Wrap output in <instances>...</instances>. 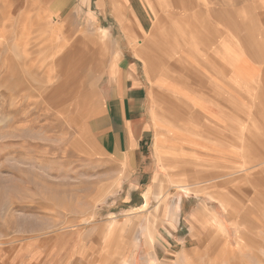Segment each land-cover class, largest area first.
Masks as SVG:
<instances>
[{"label": "rangeland", "instance_id": "obj_1", "mask_svg": "<svg viewBox=\"0 0 264 264\" xmlns=\"http://www.w3.org/2000/svg\"><path fill=\"white\" fill-rule=\"evenodd\" d=\"M146 1L159 21L135 34L139 0H0V264H230L215 243L264 264V0ZM150 38L148 68L128 51ZM120 59L130 90L147 68L132 129L113 117L129 164L94 120Z\"/></svg>", "mask_w": 264, "mask_h": 264}, {"label": "crops", "instance_id": "obj_2", "mask_svg": "<svg viewBox=\"0 0 264 264\" xmlns=\"http://www.w3.org/2000/svg\"><path fill=\"white\" fill-rule=\"evenodd\" d=\"M145 3L142 1V0H139V3L136 4V9L138 12V15L137 14H134V16L132 15V17H129V19L131 20V25L129 26L130 30L132 29L133 33L136 34V32L142 28L143 24L148 28V32H150L153 28V24L155 22L154 18H156V22L159 21L157 20V16H158V13L161 10V8H157V6H153V5H150V3L146 0H144ZM184 1V3H183ZM149 5H148V3ZM189 2V1H188ZM167 3V1H166ZM177 4L181 5V6H186L188 7L189 4L187 3L186 0H177L176 2ZM168 6V3L167 5ZM124 6L120 7V6H117L115 5L113 8H112V12H113V17H114V20L115 22L123 29V26L125 24V22L127 23V20L125 19H128L127 17H124V19L120 18L123 16L122 12L123 11V8ZM162 7V6H161ZM121 8V10H120ZM122 14V16H121ZM139 20V21H138ZM124 30H122L123 32ZM133 33L131 32L130 36H129V40H133L134 38V35ZM156 33V32H155ZM164 33V32H163ZM167 33H170V31H167L165 32L164 34H167ZM155 37L156 40H160V33L159 34H153ZM227 39V37H225ZM224 38V39H225ZM165 39V36L163 37V40ZM148 46L146 48H148L149 50L148 51H144V50H135L133 47L129 49V53L131 55V57H134V59L137 61V62H142L144 63L139 57L143 54L144 58H145V63L146 65H148V63L150 62V52H153L154 50H157L159 48H161L162 46H160L158 43L156 44L157 47H155V43L152 44V41H151V38H150V41H148ZM175 47H177V45L175 46L174 44L170 47L171 48V52L172 53V48L174 49ZM164 49V48H163ZM170 49H168L169 51ZM167 51V52H168ZM137 54V55H136ZM120 55V54H119ZM139 59H138V58ZM116 65H119L122 66V68H119L118 66H113L110 70H109V76H110V81L113 82L115 81L116 85L111 87V91L112 93L109 94L108 96H106L105 98H103V105L102 107H99L98 109L96 108V111H98L97 113L98 116H96L94 118L95 120V123H96V128H99L100 124H102L101 120H103L105 122V128H106V131L105 133H100L99 136L101 138V140L104 141L105 137H107V141H114L113 143H107L108 146L104 145L103 144V152L107 155H111L115 158H119V157H123L126 159V162L129 164L131 162V157L133 156H130L132 153H131V146L128 145L127 147H123V145H121L120 143L116 142L117 139L115 137H111V133L113 131V128H115V124L113 122V117H115V115H117V109L118 111H120V114L122 116V118L124 119V127L125 129L128 131L130 129H132L131 126H134V120L133 121H129L126 119L127 116H131V113L133 112L134 113V110L132 108V105H135L136 106V101L133 99V97L135 95H137V92L140 91V89L142 88V85H137L136 84V81L139 80V78H137L138 76L135 75V73L137 72V69L135 70V68L138 66L141 67V65L139 63L133 65L130 67V70H129V79L128 80H133L134 82V87L133 89H128V82H122L123 79H122V72H123V67L124 66H127V64L125 63V61L122 62V60L120 59V61L118 63H116ZM145 66H144V69L142 68V70H144V74L146 75V70H145ZM125 70V69H124ZM141 80H143L145 83L149 82V78L147 77H141L140 78ZM214 114H216L215 116H218V112H215ZM141 123L140 121L137 122V124ZM98 130V129H97ZM96 130V131H97ZM127 133V137H129V142H130V131L129 132H126ZM105 140V141H106ZM110 144V146H109Z\"/></svg>", "mask_w": 264, "mask_h": 264}, {"label": "bare ground", "instance_id": "obj_3", "mask_svg": "<svg viewBox=\"0 0 264 264\" xmlns=\"http://www.w3.org/2000/svg\"><path fill=\"white\" fill-rule=\"evenodd\" d=\"M43 4H47L48 3V0H43ZM176 2V1H175ZM174 4V3H173ZM39 7H41L40 5H39ZM39 10H41L40 8H39ZM172 12V11H171ZM38 13V12H37ZM169 13V12H168ZM38 14H41V12L40 13H38ZM47 14V13H46ZM48 15V14H47ZM169 15V14H168ZM38 15H36V17H37ZM170 16V15H169ZM46 17H48V16H46ZM167 17V16H166ZM38 18H39V16H38ZM42 18V17H41ZM43 18H44V16H43ZM200 18V17H199ZM39 20V19H38ZM44 20V19H43ZM171 21V20H170ZM46 23V22H45ZM42 24V23H41ZM48 24V23H47ZM198 24V23H197ZM46 25V24H45ZM48 26V25H47ZM46 26V27H47ZM42 28V27H41ZM53 28V27H52ZM45 29V28H44ZM54 29V28H53ZM204 30V29H203ZM45 31V30H44ZM40 32V31H39ZM69 31L68 30H65V32H64V34L66 35V37H70L69 36V33H68ZM41 33H42V31H41ZM44 33V32H43ZM208 33V32H207ZM65 41H66V39H65ZM105 45V44H104ZM104 45H102V46H104ZM76 47H74L75 48V50L74 51H71V56H70V67H71V70H74L73 71V73H72V75L74 76L76 73H78L79 72V68L82 70V69H84L86 66H89V65H91L92 63H93V58H92V55H93V53H90V54H87V55H84V54H82V53H79L76 49H78V48H80L81 47V44L79 43V44H77V45H75ZM101 46V47H102ZM137 47V46H136ZM62 48V47H61ZM59 50V49H58ZM149 63H151V62H149ZM149 63H148V68H149ZM68 80V79H67ZM67 82V81H66ZM151 82V81H150ZM32 92V91H31ZM39 96V95H38ZM255 110H256V108H254ZM197 113V112H196ZM203 113V112H202ZM226 114H228L227 112H226ZM192 115V114H191ZM207 115V114H206ZM229 115V114H228ZM226 117V116H225ZM227 118V117H226ZM17 123V122H16ZM38 123V122H37ZM194 123V122H193ZM195 124V123H194ZM218 125H220V123H218ZM221 125H222V127L221 128H223L224 130L225 129H229V126H230V124L227 122V121H224V122H222L221 123ZM220 125V126H221ZM244 132H245V129H244ZM51 140V139H50ZM251 149H252V146L251 147H249L248 146V149L247 150H249L250 152H253V151H251ZM43 159V158H42ZM41 159V160H42ZM44 160V159H43ZM42 160V161H43ZM41 161V162H42ZM38 163V162H37ZM40 163V162H39ZM41 165V164H40ZM47 165V164H46ZM50 167V166H49ZM50 170V169H49ZM51 171V170H50ZM225 178V177H224ZM218 180V179H217ZM216 181V180H215ZM258 182V181H257ZM185 191V190H184ZM160 202V201H159ZM228 203V202H227ZM37 206V205H36ZM38 207V206H37ZM41 207V206H40ZM227 211V210H226ZM236 214V213H235ZM214 220V219H213ZM215 221V220H214ZM221 226V225H220ZM264 229V228H263ZM223 231V230H222ZM261 233V232H260ZM237 237V236H236ZM214 241H215V239H213ZM216 244V247H215V249H214V252L215 253H217V252H222L221 254H222V256L223 257H226V258H222V259H227V260H223V262L224 261H227V262H230V264H245V261L244 260H242L241 259V257L238 255V253H237V251H235V249H232V248H230L229 247V245H223V244H220V243H215ZM251 244V243H250ZM252 246V248L250 249L251 250V253L252 254H254V255H257L256 256V258L258 259V261L260 260V261H263L264 259H262L258 254H256L257 252L256 251H258L257 250V244H252L251 245ZM250 245H249V248L251 247ZM223 247V248H222ZM248 248V246L246 245V244H241L240 245V247H239V253H240V255H243L244 253H245V249H247ZM248 248V249H249ZM248 251V250H247ZM244 256V255H243ZM242 256V257H243ZM246 256V255H245ZM248 256V255H247ZM244 259V258H243ZM252 264V263H251Z\"/></svg>", "mask_w": 264, "mask_h": 264}]
</instances>
